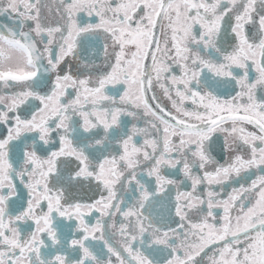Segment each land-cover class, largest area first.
Returning a JSON list of instances; mask_svg holds the SVG:
<instances>
[{"label": "snow or ice", "instance_id": "snow-or-ice-1", "mask_svg": "<svg viewBox=\"0 0 264 264\" xmlns=\"http://www.w3.org/2000/svg\"><path fill=\"white\" fill-rule=\"evenodd\" d=\"M0 264H264V0H0Z\"/></svg>", "mask_w": 264, "mask_h": 264}, {"label": "flooded vegetation", "instance_id": "flooded-vegetation-1", "mask_svg": "<svg viewBox=\"0 0 264 264\" xmlns=\"http://www.w3.org/2000/svg\"><path fill=\"white\" fill-rule=\"evenodd\" d=\"M220 143H221V144L223 143L222 138L220 139ZM216 159H217V161H218L219 163H223L225 157L223 156V154L218 153V154H216ZM218 190H219V189H218ZM230 191H231V187H228V188L226 189L225 195H226L227 192H230Z\"/></svg>", "mask_w": 264, "mask_h": 264}]
</instances>
